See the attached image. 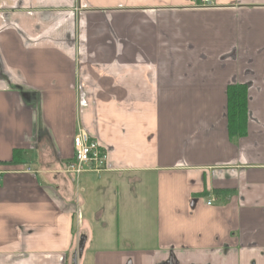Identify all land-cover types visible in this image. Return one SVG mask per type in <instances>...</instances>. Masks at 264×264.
Segmentation results:
<instances>
[{"label": "crops", "instance_id": "0c3cea01", "mask_svg": "<svg viewBox=\"0 0 264 264\" xmlns=\"http://www.w3.org/2000/svg\"><path fill=\"white\" fill-rule=\"evenodd\" d=\"M0 264H264V0H0Z\"/></svg>", "mask_w": 264, "mask_h": 264}, {"label": "built area", "instance_id": "2783aa9c", "mask_svg": "<svg viewBox=\"0 0 264 264\" xmlns=\"http://www.w3.org/2000/svg\"><path fill=\"white\" fill-rule=\"evenodd\" d=\"M209 3L210 0H201ZM74 161L65 166L66 172L79 174L84 171V164L88 163L91 168L99 171L104 168L107 154L102 151L97 141L92 140L84 129H79L72 137ZM212 199L207 201L209 205Z\"/></svg>", "mask_w": 264, "mask_h": 264}, {"label": "trees", "instance_id": "16d2710c", "mask_svg": "<svg viewBox=\"0 0 264 264\" xmlns=\"http://www.w3.org/2000/svg\"><path fill=\"white\" fill-rule=\"evenodd\" d=\"M246 109L247 102L245 88H240V91L232 89L226 105L228 126L230 127L238 122H243L246 115Z\"/></svg>", "mask_w": 264, "mask_h": 264}, {"label": "water", "instance_id": "95a60500", "mask_svg": "<svg viewBox=\"0 0 264 264\" xmlns=\"http://www.w3.org/2000/svg\"><path fill=\"white\" fill-rule=\"evenodd\" d=\"M84 242H85V237L82 236V237L80 238V242H79V246H78V253H81V252H82V248H83V246H84Z\"/></svg>", "mask_w": 264, "mask_h": 264}, {"label": "flooded vegetation", "instance_id": "af4514ba", "mask_svg": "<svg viewBox=\"0 0 264 264\" xmlns=\"http://www.w3.org/2000/svg\"><path fill=\"white\" fill-rule=\"evenodd\" d=\"M246 85L243 86L245 89L248 87V85H247V87H246ZM248 99H249V97H248V94L246 93V102L248 101ZM248 113H249V111H248V107H247L245 116L249 119ZM226 117H227V114H226Z\"/></svg>", "mask_w": 264, "mask_h": 264}, {"label": "rangeland", "instance_id": "374dc122", "mask_svg": "<svg viewBox=\"0 0 264 264\" xmlns=\"http://www.w3.org/2000/svg\"><path fill=\"white\" fill-rule=\"evenodd\" d=\"M86 209V207H84V210Z\"/></svg>", "mask_w": 264, "mask_h": 264}]
</instances>
